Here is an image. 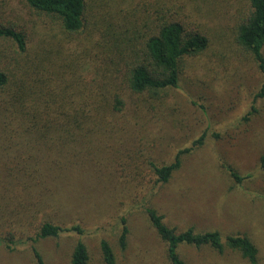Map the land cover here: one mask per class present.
<instances>
[{"label": "rangeland", "instance_id": "obj_1", "mask_svg": "<svg viewBox=\"0 0 264 264\" xmlns=\"http://www.w3.org/2000/svg\"><path fill=\"white\" fill-rule=\"evenodd\" d=\"M87 1V28L69 35L59 22L31 12L23 0H0V27L22 31L27 40V49L21 51L13 40L0 39V69L15 75L14 81L25 75L31 62H42L58 74L45 59L53 57L63 65L72 62V51L77 60L94 54L95 60L105 61L108 55L110 65L105 69L100 62L98 75L68 74L66 81L77 78L71 83L77 91L83 83L86 98L97 76L101 88L109 83L112 93L124 100L122 110L108 112L100 124L106 130L100 127L94 138L86 137L77 170L68 172L55 192L54 208L36 204V136L25 132L13 111L0 116V264H71L80 238L88 247L90 264H105L101 240L112 246L115 264H170L165 243L147 219V207L178 231L193 227L224 237L247 235L264 264V97L257 96L264 73L235 40L247 0ZM176 11L186 26L208 37V48L185 59L179 87L167 89L161 99L134 94L122 84L120 57L107 53L108 48L127 34L124 47L134 45L138 51L149 20L176 17ZM59 85L54 78L53 87ZM75 95L74 100L81 98L79 92ZM203 134V144L194 146ZM188 148L192 150L182 156L170 181L155 186L149 161L171 164ZM67 151L63 149L59 159ZM69 151L75 159L73 153L78 152ZM231 171L245 179L237 183ZM47 218L79 225L83 235L71 232L36 244L37 225ZM125 224L130 233L122 250L119 236ZM179 251L187 264H249L231 250L219 254L208 247L182 245Z\"/></svg>", "mask_w": 264, "mask_h": 264}, {"label": "trees", "instance_id": "obj_2", "mask_svg": "<svg viewBox=\"0 0 264 264\" xmlns=\"http://www.w3.org/2000/svg\"><path fill=\"white\" fill-rule=\"evenodd\" d=\"M23 1L34 14L59 22L69 35H79L87 28L89 9L87 0ZM178 12H173L176 17L165 15L162 20L154 23L149 20L138 51L134 49V45L124 47L123 38L127 34L123 37L119 36L118 42H114L108 48L107 53L112 52L115 57H120V59L118 57L121 65L119 74L122 84L134 94H147L151 99H161V94L167 89L179 87L185 59L197 56L208 48V37L186 26ZM0 39L13 40L21 51L27 49L25 34L12 27L1 26ZM235 40L254 58L264 73V0H247V7L235 27ZM72 53L74 54L68 57L72 62L68 64L62 65L53 57L45 59V63L60 71L58 74L50 73L42 62L36 61L31 62L27 66L25 75L16 77L15 81L13 80L15 75L12 77L0 69V116H7L8 112L13 111L12 117L25 129V132L29 136L33 134V137L36 136V204H50L52 208L56 200L55 192L59 185L65 182V180L61 181L62 178L78 168L77 160L86 149V137L94 138L93 135L103 127L100 124L109 116L108 112L122 110L124 106V100L118 93H112L109 83L104 88L100 87L101 79L97 76L93 78V84L88 88V92L92 93H88L89 96L86 98L83 83L79 91L76 90L78 87H73L71 84L82 75H98L97 72L103 64L106 69L110 65L108 55L105 61L95 60L97 58H94V54L84 60L79 58L78 61L74 58L77 56L76 52L72 51ZM111 61L114 62L112 57ZM100 62L103 64L100 65ZM68 74H73L77 78L66 81ZM104 76L108 79L109 71ZM54 78L58 79L60 89L53 87ZM69 87L75 89L72 94H69ZM78 92L83 100L73 99ZM257 96L264 97V85ZM251 114L253 112L244 119L248 120ZM104 130L106 129L103 127ZM205 138L206 134H203L194 146L202 145ZM69 147L72 151L78 152L73 153L77 155L75 159L70 158ZM65 148L68 151L65 152L64 159H59ZM191 150L192 148H188L180 151L171 164L149 161L155 177V186L168 183L173 174L180 169L182 156ZM260 165L264 168V155L261 157ZM231 175L237 183L245 179L234 171H231ZM55 183L57 185L53 189ZM145 213L151 226L166 245L170 264H187L179 251L182 245L197 249L208 247L219 254L231 250L237 252L249 264H260L259 248L247 235L236 234L224 237L219 231L197 232L193 227L178 231L168 226L164 216L153 207H147ZM37 226L36 244L46 238H59L71 232L82 236L84 232L79 225L64 226L55 223L51 218L41 221ZM129 233V227L125 224L119 236L122 250L127 248ZM100 249L105 264L116 263L114 250L108 241L101 240ZM35 254L40 260L41 256L37 249ZM71 264H90L88 247L81 238L74 245Z\"/></svg>", "mask_w": 264, "mask_h": 264}]
</instances>
